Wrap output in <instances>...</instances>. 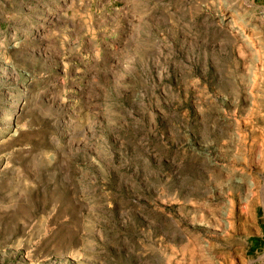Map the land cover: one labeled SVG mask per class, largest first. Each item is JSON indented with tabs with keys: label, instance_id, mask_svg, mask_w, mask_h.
Masks as SVG:
<instances>
[{
	"label": "rangeland",
	"instance_id": "rangeland-1",
	"mask_svg": "<svg viewBox=\"0 0 264 264\" xmlns=\"http://www.w3.org/2000/svg\"><path fill=\"white\" fill-rule=\"evenodd\" d=\"M0 264H264V0H0Z\"/></svg>",
	"mask_w": 264,
	"mask_h": 264
},
{
	"label": "bare ground",
	"instance_id": "bare-ground-1",
	"mask_svg": "<svg viewBox=\"0 0 264 264\" xmlns=\"http://www.w3.org/2000/svg\"><path fill=\"white\" fill-rule=\"evenodd\" d=\"M238 23V22H237ZM239 29H240V27H239ZM245 31V30H244ZM244 33H246V31L244 32Z\"/></svg>",
	"mask_w": 264,
	"mask_h": 264
}]
</instances>
